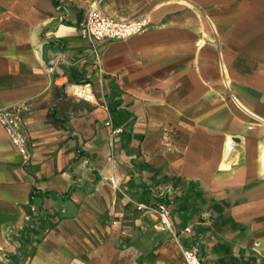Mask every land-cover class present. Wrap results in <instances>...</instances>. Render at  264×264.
I'll list each match as a JSON object with an SVG mask.
<instances>
[{
  "label": "crops",
  "instance_id": "1",
  "mask_svg": "<svg viewBox=\"0 0 264 264\" xmlns=\"http://www.w3.org/2000/svg\"><path fill=\"white\" fill-rule=\"evenodd\" d=\"M94 7L150 28L85 37ZM6 106L0 264H264V0H0Z\"/></svg>",
  "mask_w": 264,
  "mask_h": 264
},
{
  "label": "built area",
  "instance_id": "2",
  "mask_svg": "<svg viewBox=\"0 0 264 264\" xmlns=\"http://www.w3.org/2000/svg\"><path fill=\"white\" fill-rule=\"evenodd\" d=\"M150 28V21L145 16L127 19L110 16L103 12L100 8H92L84 19L80 22V31L83 36L91 38H111L125 39L132 35L145 32ZM86 83L81 89L79 96L93 100L94 94ZM0 123L5 127L11 141L18 147L21 153L28 156V135L24 131L21 110L15 106H6L0 110ZM137 208L149 209L150 205L146 203H138ZM160 224L166 228H171L173 220L171 212L165 204H159L156 207ZM184 232H190L191 227H185ZM182 256L184 264H202L198 249L195 247L182 246Z\"/></svg>",
  "mask_w": 264,
  "mask_h": 264
},
{
  "label": "bare ground",
  "instance_id": "3",
  "mask_svg": "<svg viewBox=\"0 0 264 264\" xmlns=\"http://www.w3.org/2000/svg\"><path fill=\"white\" fill-rule=\"evenodd\" d=\"M74 89H75V91H76L77 93H81V89H80V87H74Z\"/></svg>",
  "mask_w": 264,
  "mask_h": 264
}]
</instances>
